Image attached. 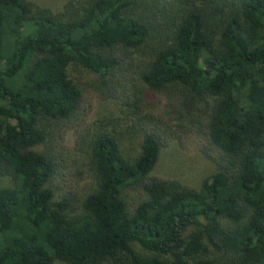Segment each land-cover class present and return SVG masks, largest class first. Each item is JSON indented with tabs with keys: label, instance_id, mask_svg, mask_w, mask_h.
Wrapping results in <instances>:
<instances>
[{
	"label": "trees",
	"instance_id": "trees-1",
	"mask_svg": "<svg viewBox=\"0 0 264 264\" xmlns=\"http://www.w3.org/2000/svg\"><path fill=\"white\" fill-rule=\"evenodd\" d=\"M0 101V264H264V0H0ZM173 140L197 189L149 175Z\"/></svg>",
	"mask_w": 264,
	"mask_h": 264
},
{
	"label": "rangeland",
	"instance_id": "rangeland-1",
	"mask_svg": "<svg viewBox=\"0 0 264 264\" xmlns=\"http://www.w3.org/2000/svg\"><path fill=\"white\" fill-rule=\"evenodd\" d=\"M29 1L52 11H58L67 0ZM123 113L124 110L119 100L113 98L104 100L95 98L92 103L91 111L87 117V121L90 124L88 138L94 130L114 129L118 131L117 127H115L114 120L121 117ZM120 136L122 154L129 159L133 158L139 151L137 139L127 135L125 132ZM66 143L67 145L71 144L70 134L66 137ZM213 171V163L205 158L200 152L184 150L173 140L168 145L160 148L156 162L149 175L165 179H173L181 184L197 189L201 180L204 177L209 176ZM122 197L125 200L127 209L130 211L144 198V194L139 187H126L122 190ZM134 247L138 249L135 244ZM52 264L66 263L54 261Z\"/></svg>",
	"mask_w": 264,
	"mask_h": 264
}]
</instances>
